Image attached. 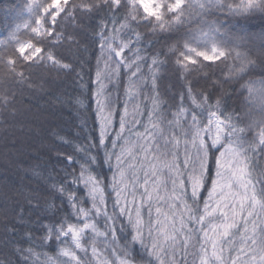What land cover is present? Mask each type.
Returning a JSON list of instances; mask_svg holds the SVG:
<instances>
[{
	"label": "snow or ice",
	"instance_id": "1",
	"mask_svg": "<svg viewBox=\"0 0 264 264\" xmlns=\"http://www.w3.org/2000/svg\"><path fill=\"white\" fill-rule=\"evenodd\" d=\"M24 7L28 18L17 23L6 40H0V45L11 50L0 55V65L21 81L25 75L22 70L17 71L18 67L51 63L70 68L51 46L45 47V38L61 40V22L75 20L77 10L90 18L93 13L107 10L98 32L105 71L98 67L94 81L98 87L93 94L99 147L94 154L78 147L87 153L83 159L67 154L66 167L78 164L79 175H66L71 176L73 184L83 185L88 199L77 198L78 187L68 189L64 183L52 184L61 196H67L76 217L75 221L67 218L39 226L41 240L55 238L63 245L58 256L65 259L53 260L52 264H85L80 253L87 257V233H92L90 245L95 257L98 244L107 246L116 241L117 221L121 231L126 230L125 219L130 230L124 238L120 264H137L136 245L143 250L139 254L141 261L145 254L149 257L146 264H188L189 255L193 257L192 264H264V170L259 168L264 161V80L241 85L247 88L245 100L250 106L241 117L221 111L220 99L213 102L207 93L196 95L191 84L187 98L192 107L185 105L181 94L179 105L169 116L161 108L158 95L149 97L150 108L142 109L134 103L140 91L136 87L137 73L141 71L138 62L144 57L138 47H132L141 38L138 28L171 31L175 27L179 32L180 26H186L187 31L180 37L182 42L170 49L181 68L205 67L203 62L214 63L235 53L236 72L245 73L255 63L240 50L245 36L230 32L218 16L211 17L216 12L231 17L264 15V0H27ZM21 29L32 35L21 40ZM125 30L135 35V42L131 35L121 36ZM126 50L133 53L134 59L125 56ZM159 63L158 57L153 56L148 66L154 89L153 69ZM122 68L129 73L131 83L125 88L127 99L117 128L114 121L118 109L105 93L104 81L118 77ZM129 104L133 105L131 111ZM253 108L259 118H254ZM244 117L250 122L244 123ZM256 129L258 136L249 140L245 134ZM109 139L111 148L106 143ZM100 151L104 153L103 164L112 173L110 178L96 174L93 167L100 164ZM88 201L91 208L83 206ZM110 201L111 215L107 210ZM99 216L105 218L106 228L113 226L111 241L107 239L109 232L100 231L93 222ZM20 221L23 223L22 215ZM24 235L32 241L30 229Z\"/></svg>",
	"mask_w": 264,
	"mask_h": 264
},
{
	"label": "trees",
	"instance_id": "2",
	"mask_svg": "<svg viewBox=\"0 0 264 264\" xmlns=\"http://www.w3.org/2000/svg\"><path fill=\"white\" fill-rule=\"evenodd\" d=\"M228 2L231 3L232 0ZM235 2L239 3V0ZM25 4L26 0H0V40H6L15 25L26 19ZM106 11L105 9L93 13L90 18L77 10L75 20L68 18L61 22V40L51 41L45 38V47L51 46L62 63L70 65V68L64 69L49 63H40L30 68L18 67L17 71L22 70L25 75V79L21 81L0 65V264H52L53 260L65 259L58 256L63 245L55 238L47 242L39 238L43 235L39 226L67 218L73 221L76 219L67 196H61L53 189V183H64L68 189L78 187L77 198L88 199L83 185L73 184L71 176L66 175L73 172L79 175L78 164L66 167L69 163L67 154L83 159L87 153L78 150V147L88 149L92 154L96 153L99 147V125L93 94L97 89L94 81L98 67L101 72L105 71L104 59H100L98 32L100 20L105 17ZM217 16L230 32L245 36L240 50L255 61L248 66L249 70L239 74L236 72L238 61L235 53L214 63L203 62L205 67L196 66L185 70L176 63L170 49L182 42L180 37L187 31L186 26H180L179 32L175 27L171 31H152L150 28L141 27L136 29L140 33V41L138 44L133 43L132 47H138L144 57L138 62L141 71L137 77H144L147 81L143 87V81L137 80L136 87L140 91L135 101L148 93L151 96L158 95L161 108L171 116L180 103L181 94L185 97V105L192 107L191 100L187 98V88L191 84L196 95L207 93L213 102L220 99L221 111L226 114L233 113L235 117H241L248 111L250 106H246L245 100L248 91L241 85L245 82L258 83L264 80V15L256 13L231 17L216 12L211 19ZM31 35L30 31L22 29L19 38L26 40ZM129 35L135 42L134 34L128 33L127 30L121 33L125 38ZM6 51L11 50L6 49L5 45H0V55H4ZM125 56L134 59L133 53L127 50ZM153 56H157L160 62L153 69L155 89L153 76L151 81L148 78V66L152 64ZM240 76H243V79H239ZM104 83L105 93L111 97L114 107L118 109L114 121V126L118 127L119 114L123 111L127 99L125 88L131 83L129 73L122 68L118 77H113L111 81L105 79ZM128 107L132 109L133 105L129 104ZM253 116L259 118L255 108ZM204 120L206 122L207 112L204 114ZM248 122L250 119L244 117V123ZM256 131L259 130L245 135L250 140ZM106 143L111 148L110 139ZM260 155L257 152V156ZM103 157L104 153L100 151L97 157L100 164L93 167L96 174L110 178L112 173L103 164ZM259 168L264 170V161L260 163ZM83 206L91 208V201ZM112 206L110 201L107 205L109 215L112 214ZM144 212L147 215V209ZM21 215L23 223L20 221ZM92 215L95 216V213ZM93 222L100 231L109 232L107 239L111 241L113 226L109 224L106 228L103 216L96 217ZM121 227L117 221L116 241L107 246L98 244L95 257L90 245L92 233H87L84 240L89 248L87 257L83 252L80 253L85 264H119L124 254V238L130 230L126 219V230L121 231ZM13 228L15 231H10ZM29 229L33 233L31 242L24 235ZM21 249L24 251L21 252ZM28 249H31V252H28ZM142 252L140 246L136 245L137 264H146L149 259L145 254L144 260L141 261L139 254ZM187 259L188 264H192L193 257L189 255Z\"/></svg>",
	"mask_w": 264,
	"mask_h": 264
},
{
	"label": "rangeland",
	"instance_id": "3",
	"mask_svg": "<svg viewBox=\"0 0 264 264\" xmlns=\"http://www.w3.org/2000/svg\"><path fill=\"white\" fill-rule=\"evenodd\" d=\"M26 3H27V0H26ZM25 16H26V19L28 18L27 17V12H26V9H25ZM51 26V25H50ZM22 30V29H21ZM49 64H51V63H49ZM103 68L105 69V66H103ZM137 75H138V73H137ZM152 73H150L149 74V81H151L152 80ZM114 77H116V76H114ZM133 80H137V78L136 77H133L132 78ZM139 79H141L142 81H143V87H145V85H146V81H147V79H145L144 77H141V78H139ZM98 87V86H97ZM106 87V86H105ZM104 90H105V88H104ZM149 97H151V95H149V93L147 94V95H144L143 96V98H140L139 100H136V101H134V103L135 104H139L140 106H141V108L143 109L145 106L147 107V108H150L151 107V100L149 99ZM123 108H124V105H123ZM132 109H129V111H131ZM144 119L146 120V117H144ZM119 125V124H118ZM118 128V127H117ZM139 130L140 131H143V128L142 127H139ZM254 136H258V131H256V133H255V135ZM110 146H111V144H110ZM114 163H115V161H114ZM141 178H143V177H141ZM141 191H142V189H141ZM154 214V213H153ZM144 216H145V220H147V215L145 214V212H144ZM119 264H120V261H119Z\"/></svg>",
	"mask_w": 264,
	"mask_h": 264
}]
</instances>
